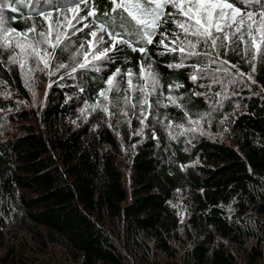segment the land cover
I'll return each instance as SVG.
<instances>
[{
  "label": "trees",
  "instance_id": "obj_1",
  "mask_svg": "<svg viewBox=\"0 0 264 264\" xmlns=\"http://www.w3.org/2000/svg\"><path fill=\"white\" fill-rule=\"evenodd\" d=\"M95 5L97 21H106L111 5ZM28 12L5 15L16 17L10 26L17 30L33 22L39 30V18H21ZM172 28L169 22L159 31ZM86 32L57 49L52 67L68 68L49 76L40 107H32L18 67L0 65V264H264V60L254 62L255 83L236 75L216 83L204 73L193 82L197 60L167 67L178 60L157 55V35L149 59L118 46L115 62L104 61L100 72L68 76ZM221 57L251 75L241 56L221 50ZM140 60L154 61L163 86L149 98L145 124L131 108L127 118H109L88 107L103 103L97 93L117 67L138 74ZM170 84L182 87L169 91ZM168 95L183 111L156 104L158 97L168 103ZM184 111L208 132L175 135L188 121Z\"/></svg>",
  "mask_w": 264,
  "mask_h": 264
},
{
  "label": "snow or ice",
  "instance_id": "obj_2",
  "mask_svg": "<svg viewBox=\"0 0 264 264\" xmlns=\"http://www.w3.org/2000/svg\"><path fill=\"white\" fill-rule=\"evenodd\" d=\"M107 2L111 7L102 13L107 20L99 22L96 19L98 8L95 0L91 3L89 0H71L68 4L58 3L57 0H0V56L8 54L6 62L0 59V65L6 63L9 70L11 66H17L25 86L31 90L36 72H45L52 76L60 69L68 68L65 63H56L55 67H52L57 49L66 50L68 45L65 41H70L72 36L84 32L85 29H88V32L82 38L80 50L76 54L80 59L66 73L68 76H72L78 69L100 72L98 62H115L111 53L116 52L118 46L139 52L144 59H149L148 46L153 44L157 35L160 39L156 43L163 49L157 55L172 54L178 60L167 67L179 69L189 66L185 64L186 60L193 58L197 60V63L190 65L195 70L190 76L193 82L200 73H204L205 77H211L216 83L220 82L215 75L218 72L226 75H245L239 72L236 65L221 57V50L225 55L231 51L241 56L247 63L252 64L253 72L254 62L258 58L264 60V0H107ZM81 5L87 8V14L84 16L79 15L82 11ZM20 7L29 9L22 19L32 17L40 19L39 30L35 22L25 30H17L10 26V21L15 22L16 17L6 16L5 12L10 10L17 13ZM169 8L171 11H168ZM89 17L92 18L90 21ZM169 22L173 28L160 32L159 29ZM81 24L83 27H78ZM202 58L205 61L203 66L200 64ZM138 63V74L131 68L122 74L117 67L103 80L106 87L97 93L103 103L101 99H97L95 104L88 107L93 111L99 109L109 118L114 115L127 118L128 109L131 108L134 110L132 116L139 119L140 124H145L152 108L149 98L163 86L160 84L159 75L153 70L154 61L147 65L143 60ZM212 65L218 67L211 68ZM232 68H236V73L231 72ZM120 76L123 78L118 80L117 77ZM134 76H138L135 83ZM248 79L252 80L250 74ZM252 82L255 83L254 80ZM173 87L180 88L182 85L170 84L169 91ZM113 93L115 95H112ZM194 95L199 96L201 93L197 92ZM164 99L168 103H163L158 97L156 104L165 108L171 104L183 111L182 106L177 103V98L168 95ZM113 108L117 111H111ZM137 108L138 113L135 111ZM183 118L194 125L185 131L195 132L199 129V119H193L187 111H184ZM126 122L130 124L131 119H127ZM166 127L171 128L172 123L169 122ZM177 127L184 128V125Z\"/></svg>",
  "mask_w": 264,
  "mask_h": 264
},
{
  "label": "rangeland",
  "instance_id": "obj_3",
  "mask_svg": "<svg viewBox=\"0 0 264 264\" xmlns=\"http://www.w3.org/2000/svg\"><path fill=\"white\" fill-rule=\"evenodd\" d=\"M78 26H80V25H78ZM69 32H71V30H69ZM202 61L205 63L203 58H202ZM103 62L104 61L98 62V66L101 69L103 68ZM231 71H235V73H236V68H233V70H231ZM239 72L243 73V72H241V70H239ZM254 74H255V71L254 72L251 71L252 78L254 77ZM225 76L228 77V75L223 73L221 75L219 81L223 80ZM48 78H49V76L45 72H39L38 71V72L35 73V78L32 81V88H31V90L28 88L29 91H30L31 99H32V107H40V106L43 105L45 92H46V89H47V87L49 85ZM234 78L244 79V80H241V81H248L249 80L246 75L239 76L237 74L236 76H234ZM183 125H184V128H177L176 129V131L174 132L175 135H177L180 138V135H181L180 133H182V132L183 133L187 132L188 136H191V135L195 134V132H192V131H185V129L192 128V127H194V125L189 124L188 121L185 124H183ZM198 131L200 133L201 132H204V133L208 132V129L205 128V126H204L202 121H200V125H199Z\"/></svg>",
  "mask_w": 264,
  "mask_h": 264
}]
</instances>
